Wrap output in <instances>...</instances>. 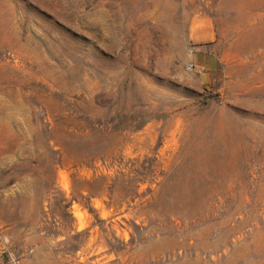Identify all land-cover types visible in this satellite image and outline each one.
Returning <instances> with one entry per match:
<instances>
[{
    "label": "rangeland",
    "instance_id": "374dc122",
    "mask_svg": "<svg viewBox=\"0 0 264 264\" xmlns=\"http://www.w3.org/2000/svg\"><path fill=\"white\" fill-rule=\"evenodd\" d=\"M0 264H264V0H0Z\"/></svg>",
    "mask_w": 264,
    "mask_h": 264
},
{
    "label": "crops",
    "instance_id": "0c3cea01",
    "mask_svg": "<svg viewBox=\"0 0 264 264\" xmlns=\"http://www.w3.org/2000/svg\"><path fill=\"white\" fill-rule=\"evenodd\" d=\"M193 62L195 63L196 67L199 69H206L208 67L212 68L214 65V57L211 54H208V56H196L193 59Z\"/></svg>",
    "mask_w": 264,
    "mask_h": 264
},
{
    "label": "built area",
    "instance_id": "2783aa9c",
    "mask_svg": "<svg viewBox=\"0 0 264 264\" xmlns=\"http://www.w3.org/2000/svg\"><path fill=\"white\" fill-rule=\"evenodd\" d=\"M195 68H196V66H195L194 64H190V65H189V69H190V70H195Z\"/></svg>",
    "mask_w": 264,
    "mask_h": 264
}]
</instances>
